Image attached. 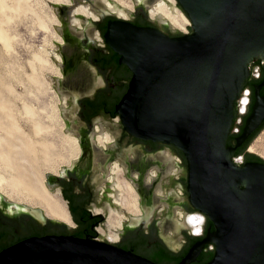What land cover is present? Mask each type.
<instances>
[{
	"label": "water",
	"instance_id": "95a60500",
	"mask_svg": "<svg viewBox=\"0 0 264 264\" xmlns=\"http://www.w3.org/2000/svg\"><path fill=\"white\" fill-rule=\"evenodd\" d=\"M175 1L191 23L189 34L169 36L124 20L108 23L104 40L132 74L117 112L131 136L173 145L182 153L189 202L213 225L178 264L194 262L205 246L212 252L206 264H264V163L233 161L236 149L264 120V0ZM257 60L263 79L253 86L250 112L249 94L247 112L239 115L245 81L259 79L252 77L254 66L261 74L260 65H253ZM235 108L241 123L235 119L234 128L246 119L227 146L228 136L238 133L231 130ZM56 178L47 176L44 187L64 202L49 184ZM13 206L41 224L50 221L71 230L40 210ZM0 264L157 263L89 236L50 234L2 251Z\"/></svg>",
	"mask_w": 264,
	"mask_h": 264
},
{
	"label": "flooded vegetation",
	"instance_id": "af4514ba",
	"mask_svg": "<svg viewBox=\"0 0 264 264\" xmlns=\"http://www.w3.org/2000/svg\"><path fill=\"white\" fill-rule=\"evenodd\" d=\"M128 1L132 5L129 11L114 0H69L67 5L58 6L61 43L57 60L60 76L56 83L65 127L76 139L79 153L49 184L55 185L66 204L71 230L50 221L41 224L2 196L0 253L34 236H89L152 262L158 254L173 255L161 264H178L211 228L206 217L189 202L182 153L173 145L131 136L117 112L132 74L104 40L108 23L124 20L173 36L165 24L160 29V21L149 17L152 6L159 1L169 4L168 0ZM82 4L88 6L95 19L74 12ZM108 4L113 10L107 8ZM174 8L179 10L176 4ZM118 10L125 11L127 17L118 16ZM244 154L250 153L245 149ZM119 180L131 186L139 218L131 217L120 205ZM110 213L121 221L119 228L108 223ZM196 213L203 217L199 236L186 223L187 217ZM169 228L173 233H168ZM110 235L115 242L107 240ZM207 252H211L208 246L203 247L190 264H199L200 256Z\"/></svg>",
	"mask_w": 264,
	"mask_h": 264
},
{
	"label": "rangeland",
	"instance_id": "374dc122",
	"mask_svg": "<svg viewBox=\"0 0 264 264\" xmlns=\"http://www.w3.org/2000/svg\"><path fill=\"white\" fill-rule=\"evenodd\" d=\"M174 2L178 7L177 2L175 0ZM31 5L34 4L31 3ZM41 5L42 6L35 9L33 13L28 12L27 16L24 15V17L18 18H15L14 15L9 16L8 13L6 15V13H2L0 9V38L1 36L3 37V39H0V90H3L0 92V97L4 99L2 101L3 106L1 103L0 106L4 107L5 112L7 111L9 115L14 113L10 115L13 117H10V120L16 127L15 132L18 135L17 139L19 142L24 143L29 151V162L26 165L30 164L27 167H34L32 168L33 173L35 172L33 176L39 175L45 182L47 176L59 175L69 166V164L67 165V163H64L62 159L66 153L64 150V140L66 137L74 136L65 127V117L62 112L63 102L56 83L58 77L51 74L48 68L46 69L42 66V64H46L47 67L59 69L57 60H59L60 43L54 38L55 36H61L60 17L57 9L58 5L44 1ZM10 17L12 20L15 18V20H9ZM17 19L20 20L18 21ZM21 19H23V21ZM7 23L11 24L8 25ZM163 24H165L169 33H175V35L185 34L173 30L166 21L165 23L157 22L160 29L163 28ZM190 26V22L185 26L188 34L191 32ZM2 81L5 83L3 82L2 84ZM8 93L11 94L10 97ZM4 95H7V97ZM7 99H10L8 100L10 103L13 102L12 105H10L9 102L8 105L7 101L5 102ZM8 107L10 109L13 107L11 109L12 112H9L10 110ZM16 109H18V112ZM54 110L57 111V116H54ZM29 112L30 115L28 114ZM14 115L16 117H14ZM17 116L20 118H17ZM28 118L30 119L27 120ZM263 131L264 128L254 137L247 147L249 153L255 154L261 159H263L264 155L261 149H256L255 151H250L249 149L253 146L254 148L258 147L257 141L261 138ZM39 132L41 133L39 134ZM43 142L44 145L42 144L40 146V143ZM45 146L46 148L43 150ZM35 150H37V153ZM45 150L46 153L44 152ZM41 153H43V156ZM37 154L40 155L38 156ZM38 157L41 158V160ZM26 207L29 208L28 206ZM168 233H173V230L169 228Z\"/></svg>",
	"mask_w": 264,
	"mask_h": 264
},
{
	"label": "bare ground",
	"instance_id": "6f19581e",
	"mask_svg": "<svg viewBox=\"0 0 264 264\" xmlns=\"http://www.w3.org/2000/svg\"><path fill=\"white\" fill-rule=\"evenodd\" d=\"M43 1L49 2L52 4H56L58 6L67 5L69 2V0H0V9H1L2 13H6V15L8 13L9 16L14 15L15 18L24 17V15H26V16L28 15L27 14L28 12L33 13L35 9L40 8L42 6L41 3ZM114 1L128 11H129V9L132 8V5L128 0H114ZM30 2L33 3L34 5H31ZM137 2L141 3L142 0H138ZM167 2H169V4L165 3L164 1H159L157 4L152 6L149 9V17L152 20H157V21H160L162 23H164L166 21L171 26V28L173 30H176L178 32H185V30H186L185 26L190 21L184 16V14L181 11L174 8V4H175L174 0H168ZM94 7L97 8L96 11L98 13H102L100 8H98L96 5H94ZM108 7L111 8V6L109 4L107 5V8ZM74 12H76V14L82 15L84 17H87V18L93 17V19H95L94 13L88 8V6H86V5L84 6L83 4L78 6L74 10ZM117 14H118V16L123 17V18L127 17L126 12L123 10H119ZM15 18L13 20H15ZM29 18H27V19H29ZM23 19H21V20L23 21ZM9 20L13 21L11 19V17ZM25 21H28V20H25ZM9 24H11V23H9ZM27 25H28V22H27ZM41 28H44V27H41ZM41 31H42V29H41ZM54 38L57 42L61 43V39L59 37L55 36ZM0 39H3V37L1 36ZM42 66L46 69L48 68L49 71L51 72V74H54L57 77L60 76L58 69H53L52 67H47L46 64H42ZM3 82L4 81H2L1 83L3 84ZM1 90H0V92L3 91V90L2 91ZM7 91L10 92L9 90H7ZM10 93H8L9 97L12 94V93L11 94ZM5 97H7V95ZM0 100H1L0 103L2 105V101L4 99L1 98ZM8 100H10V99L5 100V102L7 101V103L8 102L10 103V101H8ZM245 101H246V99L243 100L244 104H245ZM7 103H5V104H7ZM9 103H8V105H9ZM12 103H10V105H12ZM3 104H4V102H3ZM11 109L9 108V110H10L9 112H12ZM16 110L18 112V109H16ZM25 110H26V108H25ZM27 110H29V109H27ZM56 110H54V116H57ZM13 111H15V110H13ZM30 112L28 113L29 115H30ZM13 114H10V115H13ZM21 114H23V113H21ZM10 115L8 114L7 111L5 112L4 107L0 106V194L2 196H4L7 200L13 202L16 205H23L24 207L28 206L29 209L33 210V212L40 210L47 218H49L51 220L58 221L62 224H65L66 226H68L71 229V221H70V217L68 215L67 209H66L65 202H63L59 199V196L57 193L53 194V193L49 192L47 189H45L44 179L42 177H39V175L33 176V174L35 172L33 173L32 168H34V167H32V168L27 167L28 165H30V164L26 165L29 162L28 147L24 143L18 141V139H17L18 135L15 132L16 127L13 125L12 121L10 120V117H11ZM14 117H16V116L14 115ZM11 118H13V117H11ZM17 118H20V117L17 116ZM29 119L30 118H28L27 120H29ZM33 127H34V125H33ZM61 127H62V124H61ZM40 133L41 132H39V134ZM31 137H32V135H31ZM42 144L44 145V142L40 143V146ZM34 145H36V144H34ZM257 145H258V147L254 148V146H253L249 150L255 151L256 149H261L264 153V131H263L259 141H257ZM45 148H46V146L43 148V150ZM64 148H65L64 150L66 153L62 157V159L64 160V163H67V165H68L75 158H77L78 153H79L76 139L74 137H66L64 140ZM48 149H46V150H48ZM46 150L44 151L45 153H46ZM36 151L37 150H35V152ZM48 152H51V151H48ZM42 154L43 153H41V155ZM39 159L41 160V158H39ZM263 159H264V155H263ZM49 162H50V160H49ZM40 164H38V165H40ZM35 171H36V169H35ZM40 171H41V169H40ZM118 187H119L120 193H121V198L119 201L120 205L130 214L131 217L139 218L138 217L139 211H138L137 205H136L137 199H136V196H135L131 186H129L127 183L119 180L118 181ZM120 222L121 221L119 219H117L114 214L110 213V215L108 216V223L109 224L115 225L116 228H119ZM202 222H203L202 215L197 214V213L188 216L186 219L187 226L193 231V233L195 235L200 234ZM180 226H183V224H180ZM107 240L111 243L116 241L115 237H113L111 235L108 237Z\"/></svg>",
	"mask_w": 264,
	"mask_h": 264
},
{
	"label": "trees",
	"instance_id": "16d2710c",
	"mask_svg": "<svg viewBox=\"0 0 264 264\" xmlns=\"http://www.w3.org/2000/svg\"><path fill=\"white\" fill-rule=\"evenodd\" d=\"M257 64L260 65V77L259 79L257 80H246L245 83H244V86L243 88H248L250 90V95H251V98H250V104H249V112H250V109L254 103V98H253V86L256 85V84H259L262 79H263V69L261 67V61L260 60H257ZM260 96L264 98V88H262L260 90ZM235 119H236V108L234 109V119H233V124H232V128L231 130L235 127ZM246 117L243 118L242 120V124L241 126H239V129H238V133L237 134H230L228 136V139H227V146H230L236 136L240 135L241 132H242V128H243V124H244V121H245ZM264 128V120L262 121L261 125L248 137V139L244 142V144H242L238 149H236L235 153H234V156L233 157H237V156H242L243 157V161L246 162V161H255V162H260V163H264V161L255 156V155H252V154H244V150L247 149L249 143L254 139V137ZM206 221H207V224L209 226H211V230L213 231L214 228H213V225L212 223L206 218ZM61 227H64L62 225H59ZM173 255H166L164 253H161V254H158L157 256H155L156 258H154V263H157V264H161L162 261H165L166 260H169V259H172ZM211 256H212V252H207V253H204L203 255L200 256V263L199 264H206L210 259H211ZM174 257V256H173ZM176 262V261H174Z\"/></svg>",
	"mask_w": 264,
	"mask_h": 264
},
{
	"label": "built area",
	"instance_id": "2783aa9c",
	"mask_svg": "<svg viewBox=\"0 0 264 264\" xmlns=\"http://www.w3.org/2000/svg\"><path fill=\"white\" fill-rule=\"evenodd\" d=\"M183 33L188 34L187 28L185 32ZM252 77L259 78V67L258 66H254ZM249 94H250L249 89L245 88L242 92V96L239 98L237 102L239 115L246 114L247 112V104H249V97L247 95ZM244 99H246L245 104L243 103ZM240 123H241V117H237L236 124H240ZM237 132H238V128H233V133H237ZM233 161L240 165L243 163V157L242 156L233 157ZM195 236H199V235H195Z\"/></svg>",
	"mask_w": 264,
	"mask_h": 264
}]
</instances>
